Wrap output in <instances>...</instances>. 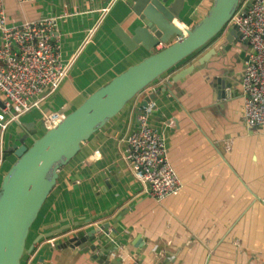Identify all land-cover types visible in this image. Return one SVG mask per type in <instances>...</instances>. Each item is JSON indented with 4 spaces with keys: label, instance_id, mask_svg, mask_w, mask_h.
Here are the masks:
<instances>
[{
    "label": "crops",
    "instance_id": "crops-1",
    "mask_svg": "<svg viewBox=\"0 0 264 264\" xmlns=\"http://www.w3.org/2000/svg\"><path fill=\"white\" fill-rule=\"evenodd\" d=\"M212 2L183 0L176 20L191 29ZM250 2L240 0L239 6L247 8ZM106 6L109 11L96 21V10ZM4 7L9 26L57 16L61 59L76 54L68 76L40 112L73 111L150 55L141 47L130 50L117 36L139 25L132 0H4ZM227 34L153 81L80 145L60 169L31 226L20 264H99L78 248H59L75 235L74 224L89 230L86 222L92 218L110 223L101 249L109 254L107 263L120 258L125 264H264V206L259 201L264 197V126L249 128L243 121L240 79L251 48L234 40L226 50ZM221 40L223 46L208 61L176 78ZM218 80L230 84L229 95H217ZM159 90L163 92L152 100L150 125L165 141L182 185L177 196L161 202L139 191L123 159L125 138L137 128L136 114L145 96ZM39 111H30L22 121L39 119ZM95 151L98 158L92 157ZM66 226L70 229L47 235Z\"/></svg>",
    "mask_w": 264,
    "mask_h": 264
},
{
    "label": "water",
    "instance_id": "water-1",
    "mask_svg": "<svg viewBox=\"0 0 264 264\" xmlns=\"http://www.w3.org/2000/svg\"><path fill=\"white\" fill-rule=\"evenodd\" d=\"M239 2L240 0H213L206 16L188 29L187 36H184L173 23L179 16L183 0H132V12L138 18L139 25L130 34L117 33L119 39L130 50L141 47L152 52L161 42L166 46L114 77L73 111L62 110L64 119L41 136H36L37 118L16 125L15 139L10 142L12 149L9 150L14 153L16 161L0 184V264H20L30 228L58 179V171L78 154L80 145L104 128L130 100L153 81L219 38L223 29L231 24ZM252 2L248 3L247 8ZM174 36L180 39L172 42ZM225 39L226 50L234 40L248 43L242 39L235 24H231ZM222 46L221 40L199 58L195 65L179 72L176 78L185 76L195 66L208 61ZM214 87L219 97L230 94V84L221 80L216 81ZM161 92L163 91L159 90L145 96L141 107ZM138 115L139 111L136 116ZM24 139L31 142L29 146L23 144ZM100 176L105 180L106 176ZM104 186L106 189L110 187L107 181ZM86 224L91 227L89 230H85L81 224H74L78 227L72 230L75 235L67 237L59 248H78L90 253L99 264H125L120 258H115L114 263H107L109 254L104 255L101 251L102 243L109 235L110 223L92 218ZM69 229L66 226L47 235L53 236Z\"/></svg>",
    "mask_w": 264,
    "mask_h": 264
},
{
    "label": "built area",
    "instance_id": "built-area-1",
    "mask_svg": "<svg viewBox=\"0 0 264 264\" xmlns=\"http://www.w3.org/2000/svg\"><path fill=\"white\" fill-rule=\"evenodd\" d=\"M251 1L249 8L238 6L231 23L237 26L242 39L251 48L240 79L243 121L249 128H260L264 126V0ZM108 11L107 6L96 10V21H101ZM176 22L174 19L173 23L185 36L184 29L190 28L184 25L180 28ZM57 23V16H49L9 26L4 0H0V176L9 160L5 157L7 134L22 122L25 115L32 110H41L57 93L76 59V54L67 60L61 59ZM95 29L96 26L89 29L82 45ZM179 39L174 36L172 42ZM157 46L161 50L166 44L161 42ZM154 106L151 100L138 110L137 128L125 138L123 159L127 161L139 191L161 202L177 196L182 185L168 160L165 141L150 125ZM39 113L37 129L40 136L64 119V114L57 110ZM99 156V151L92 154L94 158ZM259 201L264 206V197Z\"/></svg>",
    "mask_w": 264,
    "mask_h": 264
},
{
    "label": "flooded vegetation",
    "instance_id": "flooded-vegetation-1",
    "mask_svg": "<svg viewBox=\"0 0 264 264\" xmlns=\"http://www.w3.org/2000/svg\"><path fill=\"white\" fill-rule=\"evenodd\" d=\"M13 129H14L13 131H11L10 133L7 134V147H6V156H5L6 159H11L12 157H14V155H13L14 153L9 151L12 149V143H10V142H13V140L15 139L13 134L17 130V128L14 127ZM11 134H12V137H11ZM15 143L17 144V142H15ZM23 144L29 146V140L24 139Z\"/></svg>",
    "mask_w": 264,
    "mask_h": 264
},
{
    "label": "rangeland",
    "instance_id": "rangeland-1",
    "mask_svg": "<svg viewBox=\"0 0 264 264\" xmlns=\"http://www.w3.org/2000/svg\"><path fill=\"white\" fill-rule=\"evenodd\" d=\"M231 24H232V23H231ZM231 24H229L228 26H226V27L223 29V31H222L221 34H223V32H227V31L229 30V28L231 27ZM221 34H220V36H221ZM173 38H174V37H173ZM146 52H149L150 54L152 53V52H150V51H146ZM14 162H15V158H14V157L11 158V159H9L8 161L5 162L4 167H3V169H2V175L0 176V184H1V180H2L3 176H4V175L6 174V172L9 170V168L14 164Z\"/></svg>",
    "mask_w": 264,
    "mask_h": 264
},
{
    "label": "bare ground",
    "instance_id": "bare-ground-1",
    "mask_svg": "<svg viewBox=\"0 0 264 264\" xmlns=\"http://www.w3.org/2000/svg\"><path fill=\"white\" fill-rule=\"evenodd\" d=\"M177 22H178V21H177ZM176 24H178V26H179L180 28H183V25H181L180 22H178V23H176ZM184 30H185V35L187 36V29L185 28Z\"/></svg>",
    "mask_w": 264,
    "mask_h": 264
}]
</instances>
